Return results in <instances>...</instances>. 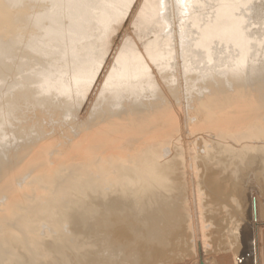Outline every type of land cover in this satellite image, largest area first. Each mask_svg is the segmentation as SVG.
Returning <instances> with one entry per match:
<instances>
[{
    "label": "bare ground",
    "instance_id": "1",
    "mask_svg": "<svg viewBox=\"0 0 264 264\" xmlns=\"http://www.w3.org/2000/svg\"><path fill=\"white\" fill-rule=\"evenodd\" d=\"M250 173L264 0H0V264H116L136 225L141 264L177 237L185 263L264 264Z\"/></svg>",
    "mask_w": 264,
    "mask_h": 264
},
{
    "label": "rangeland",
    "instance_id": "2",
    "mask_svg": "<svg viewBox=\"0 0 264 264\" xmlns=\"http://www.w3.org/2000/svg\"><path fill=\"white\" fill-rule=\"evenodd\" d=\"M251 174V173H250ZM252 176H248L249 177V180H248V182L246 183V185H245V187H243V188H245L246 189V191H247V196L249 197V198H251L252 199V197L254 196V197H256V196H258L257 198L259 199L260 198V201H258V203H259V205L260 206H263L264 207V192H263V190H264V180H262V179H257L256 177H257V175L254 173H252L251 174ZM251 178H253V179H251ZM256 179V180H255ZM257 181V180H260V182L258 181V182H255V181ZM254 182V184H253V182ZM259 183V184H258ZM261 184L263 185V186H261ZM244 186V185H243ZM252 187V188H251ZM263 187V188H262ZM252 192V194L251 193H249V192ZM257 192V193H256ZM258 192H259V194H258ZM254 194V195H253ZM260 195V196H259ZM248 198V199H249ZM251 199H249V200H251ZM257 199V200H258ZM176 202H177V200H176ZM175 201H174V203H176ZM216 208H218L219 209V207H216ZM215 209V208H214ZM210 211H212L210 214H209V216L212 218V217H217L216 219L217 220H220V221H218L217 222V220L215 219V221H216V223L217 224H219L220 225V227H221V231L219 232V233H222L220 236H217V241L219 242H216V244L220 247V248H223V247H228V243L230 242V243H232V244H234V241H233V234H231V233H228V235H227V232L229 231V230H231L232 229V227L236 224V223H233L235 220H236V218H232V217H230L229 216V213H227V212H222V213H224L223 215H222V213H220V210H210ZM218 213H220V214H218ZM226 213V214H225ZM217 215V216H216ZM218 215H220V216H218ZM224 215H226V216H224ZM219 217V218H218ZM228 217V218H227ZM225 220H224V219ZM227 218V219H226ZM251 218H249V220H250ZM226 220H227V222L229 223V227H227L228 226V223L226 222ZM229 220V221H228ZM263 220H264V218L261 220L262 222H263ZM250 223H252V220H250ZM264 223V222H263ZM159 223H157V225H158ZM216 224V225H217ZM224 224H227V226L226 225H224ZM141 226V227H140ZM140 226H127L126 227V231H128V233H126V240L125 241H127V243H125V246L123 247V246H120V247H122V251H123V253H121L122 255L119 257V259L117 260V262H116V264H141V260H142V253L143 252H147L146 250H145V248H144V245H142V241H143V244H145V241H146V243H149V242H152L153 243V240H149V239H152V238H147L146 236V228L144 227V226H142V225H140ZM159 226H162V224L161 225H159ZM227 228H226V227ZM138 227V228H137ZM141 230H140V229ZM133 229H135V230H133ZM158 228L156 227V230H157ZM140 230V231H139ZM225 231H227V232H225ZM136 232H138V233H136ZM132 233H134L135 234V236H134V234L132 235ZM138 234H139V236H138ZM137 235V236H136ZM141 235H142V237H141ZM145 235V236H144ZM131 237V239L132 240H130L129 238ZM144 236V237H143ZM226 238H225V237ZM227 236H229V237H227ZM134 237V238H133ZM136 237V238H135ZM139 238V239H138ZM148 240V242H147V240ZM178 238V237H177ZM172 239V242L170 243L172 246H169V245H165V246H163L162 247V250H160V248H156L157 246H155V248H156V250L157 249H159V254H161V263H164V264H184L187 260H188V257L186 256L188 253H190L191 251H192V249H191V247L190 248H187L186 246H184V244L181 242V240H179V238L178 239ZM219 238H223V240L221 241V239H219ZM225 238V239H224ZM134 239H138V240H134ZM144 239V240H143ZM130 240V241H129ZM230 240V241H229ZM174 241V242H173ZM190 241H191V239L189 240V243H190ZM225 241V242H224ZM177 244H176V243ZM221 242V243H220ZM224 242V243H223ZM174 243V244H173ZM179 243H181V244H179ZM222 243H223V245H222ZM251 243V242H250ZM127 244V245H126ZM150 244V243H149ZM220 244V245H219ZM227 244V245H226ZM131 245V246H130ZM137 246L138 248H139V250H138V248H136L135 246ZM139 245V246H138ZM147 245V244H146ZM145 245V246H146ZM175 245V246H174ZM217 245H216V247H217ZM185 248H184V247ZM222 246V247H221ZM184 248V250H183V248ZM215 247V250H218V248L219 247H217L216 248ZM124 248L126 249V250H124ZM165 248H166V250H165ZM167 248H169V250H167ZM181 248V249H180ZM130 249H132V250H130ZM134 249V250H133ZM142 249V250H141ZM188 249H189V252H187L188 251ZM135 250H136V252H135ZM165 250V251H164ZM173 250V251H172ZM175 250V251H174ZM178 250V251H177ZM180 250V251H179ZM185 250H187L186 252H185ZM191 250V251H190ZM127 251V252H126ZM132 251V252H131ZM135 252V254H134V252ZM138 251L140 252V253H138ZM166 251H167V254H166ZM171 253H170V252ZM184 251V252H183ZM130 252V253H129ZM161 252V253H160ZM164 252V253H163ZM173 252V253H172ZM180 253V254H179ZM136 255V257H134L133 255ZM163 254V255H162ZM125 255V257H123ZM127 255H129L128 257H127ZM131 255V256H130ZM168 256V257H167ZM130 257H132V258H130ZM166 259H165V258ZM130 258V259H129ZM136 259V260H135ZM185 259V260H184ZM241 260V259H240ZM121 261H122V263H121ZM135 261V262H134ZM138 261V262H137ZM177 261V262H176ZM171 262H173V263H171ZM174 262H176V263H174ZM207 262H209V264L210 263H212V264H214L213 263V261L212 260H208ZM185 264H191V263H185Z\"/></svg>",
    "mask_w": 264,
    "mask_h": 264
}]
</instances>
